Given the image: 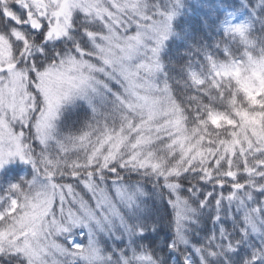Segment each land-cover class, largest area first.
Segmentation results:
<instances>
[{
	"label": "snow or ice",
	"instance_id": "obj_1",
	"mask_svg": "<svg viewBox=\"0 0 264 264\" xmlns=\"http://www.w3.org/2000/svg\"><path fill=\"white\" fill-rule=\"evenodd\" d=\"M0 264H264V0H0Z\"/></svg>",
	"mask_w": 264,
	"mask_h": 264
}]
</instances>
